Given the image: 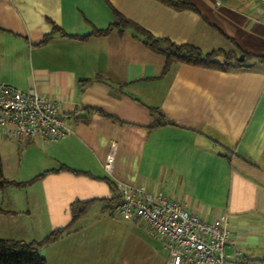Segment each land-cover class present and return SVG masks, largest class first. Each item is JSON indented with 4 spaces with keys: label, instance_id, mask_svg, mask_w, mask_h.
<instances>
[{
    "label": "crops",
    "instance_id": "crops-1",
    "mask_svg": "<svg viewBox=\"0 0 264 264\" xmlns=\"http://www.w3.org/2000/svg\"><path fill=\"white\" fill-rule=\"evenodd\" d=\"M189 1L195 12L159 0H0V83L33 88L76 117L54 143L0 134L3 177L21 184L0 191V239L67 229L39 249L45 264H165L140 221L110 213L119 183L225 220L233 244L224 255L264 264V12L256 0ZM114 12L153 39L252 58L227 71L164 72L131 28L80 39L111 25Z\"/></svg>",
    "mask_w": 264,
    "mask_h": 264
},
{
    "label": "built area",
    "instance_id": "built-area-1",
    "mask_svg": "<svg viewBox=\"0 0 264 264\" xmlns=\"http://www.w3.org/2000/svg\"><path fill=\"white\" fill-rule=\"evenodd\" d=\"M264 12V0H256ZM75 114H63L49 98L29 88L19 91L0 83V134L21 143L36 139L43 144L63 140L71 131ZM114 147L103 163L111 175ZM110 213L123 222L140 221L149 234L160 241L166 252L165 264H236L224 255L232 245L223 219L206 222L164 193L148 192L137 185L115 183L109 193Z\"/></svg>",
    "mask_w": 264,
    "mask_h": 264
},
{
    "label": "trees",
    "instance_id": "trees-1",
    "mask_svg": "<svg viewBox=\"0 0 264 264\" xmlns=\"http://www.w3.org/2000/svg\"><path fill=\"white\" fill-rule=\"evenodd\" d=\"M161 3L173 8L176 11L190 10L196 11L189 0H159ZM114 21L105 29H93L92 32L80 37L81 40H86L90 37H103L108 35L113 28H131L139 36L143 38V45L150 51L160 54L164 59V72H166L173 64H185L189 66L201 67L211 70L227 71L231 68L245 67L246 60L252 58L251 55L241 53L243 62L239 63L237 56L232 53H225L221 50L212 51L210 53H202L198 48L188 45H176L167 40H156L149 33L139 28L134 23L124 19L116 12L113 13ZM159 43L165 44V48L161 50ZM221 57L222 59H217ZM264 63L263 59H260ZM21 184L9 182L4 179L0 161V191L6 186H19ZM90 203H84L83 208L86 209ZM67 229H59L52 231L40 241H13L0 239V264H45V260L38 254L39 249L58 238H60Z\"/></svg>",
    "mask_w": 264,
    "mask_h": 264
},
{
    "label": "rangeland",
    "instance_id": "rangeland-1",
    "mask_svg": "<svg viewBox=\"0 0 264 264\" xmlns=\"http://www.w3.org/2000/svg\"><path fill=\"white\" fill-rule=\"evenodd\" d=\"M238 57H239V56H238ZM238 57H237V59H238ZM3 160H4L5 163H6V162H8V161H11V160H12V157H11V156L9 157V155H8V156H7V155L4 156V153H3ZM20 186H21V185H19V187H20ZM11 187H13V186H11ZM15 187H18V186H14V188H15Z\"/></svg>",
    "mask_w": 264,
    "mask_h": 264
},
{
    "label": "water",
    "instance_id": "water-1",
    "mask_svg": "<svg viewBox=\"0 0 264 264\" xmlns=\"http://www.w3.org/2000/svg\"><path fill=\"white\" fill-rule=\"evenodd\" d=\"M237 60H238L239 63L243 62V60H244L243 55H239Z\"/></svg>",
    "mask_w": 264,
    "mask_h": 264
}]
</instances>
